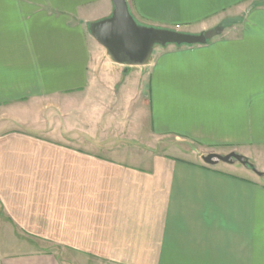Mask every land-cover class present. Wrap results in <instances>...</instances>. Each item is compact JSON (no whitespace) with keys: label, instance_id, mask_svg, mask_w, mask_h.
<instances>
[{"label":"crops","instance_id":"1","mask_svg":"<svg viewBox=\"0 0 264 264\" xmlns=\"http://www.w3.org/2000/svg\"><path fill=\"white\" fill-rule=\"evenodd\" d=\"M127 3L155 27L224 28L125 67L89 32L111 0H0V240L23 249L0 264H68L65 251L83 264H264V184L166 152L129 162L133 123L118 116L200 159L264 150V0ZM53 105L58 128L41 116Z\"/></svg>","mask_w":264,"mask_h":264},{"label":"water","instance_id":"2","mask_svg":"<svg viewBox=\"0 0 264 264\" xmlns=\"http://www.w3.org/2000/svg\"><path fill=\"white\" fill-rule=\"evenodd\" d=\"M112 13L105 18L89 23V32L105 50L106 56L115 64L125 67L147 65L152 59L156 45L165 46L204 44L207 40L221 34L223 25L193 34L170 28L139 24L129 10L127 0H111ZM207 164L239 161L250 167L258 175H264L242 154L231 151L227 154L208 152L201 156Z\"/></svg>","mask_w":264,"mask_h":264},{"label":"rangeland","instance_id":"3","mask_svg":"<svg viewBox=\"0 0 264 264\" xmlns=\"http://www.w3.org/2000/svg\"><path fill=\"white\" fill-rule=\"evenodd\" d=\"M138 22V21H137ZM139 24L142 25H147V26H153V25H149V24H145V23H140ZM160 46L156 45L154 47V49H158ZM153 49V50H154ZM124 71V70H123ZM111 88H112V93L115 95L116 97V93H117V86L113 83H111ZM116 90V91H115ZM99 96H102V94H99ZM101 98V97H100ZM104 97L103 99L101 98L102 101H104ZM88 104V103H87ZM94 104H91V106H93ZM96 110H98V108L96 107ZM46 111L48 112H52L54 114V118L57 119V121L55 120V122H53L54 127L58 128L59 124H61L63 122L59 111L56 110V106L53 105V107H50L49 109H43L42 112V117L45 118L46 116ZM128 108L125 110L124 112H121V115H118L120 118H122L124 121V124H131L133 123L132 128H134V130L129 129V133L128 135H130L127 137L126 141H127V146L126 149L124 150V152H122L121 154L125 155V159H127V161H134L136 160L138 157L137 155H141L143 153H147L149 151H155V152H166L169 155L172 156H176L179 158H183L189 161H193L196 162L198 160L203 161L202 159L198 158L197 156H194L195 154H192L190 152H186L184 150H188L190 147L184 144H180V145H175L173 142L175 141L173 138H162L161 140H159L158 142H156V140H154V138H152L150 135H148V131L147 129L144 127V122H145V126L146 121L144 119H134V116L132 114H128L127 113ZM47 112V113H48ZM93 112V111H92ZM22 114V112H20ZM4 114H1V117H3ZM56 115V116H55ZM97 117H99V121L98 124H100L101 119L103 117V114H97ZM143 118V117H142ZM8 120H10L11 122H13V118L12 117H8ZM132 119V120H130ZM83 124H86L87 122H81ZM130 125V126H131ZM82 126V124H81ZM129 126V127H130ZM148 127V126H147ZM126 141L123 140V143H126ZM122 142V141H121ZM208 152L204 151L202 152V155L206 154ZM242 155L246 156L249 160L250 163L257 165L258 169L261 171H264V150L262 149H256L253 152H248V151H242ZM107 155H112V152L106 151ZM137 154V155H135ZM144 154V155H145ZM227 154V153H225ZM241 154V153H240ZM144 155L142 157H144ZM204 162V161H203ZM205 163V162H204ZM207 164V163H205ZM209 166H213L219 170L222 171H226V172H230L232 174L241 176L243 178H247V179H254L257 180L260 184H264V175L263 176H258L254 170H252L250 167L243 165L242 163H240L239 161H235L233 164H227L225 162H218L217 164L211 165V164H207ZM37 245H39V247H42L44 249L47 250H53V251H58L57 247L47 244V243H37ZM22 246L16 244H12L11 242L9 243L8 241H2L0 240V252L2 253H10L12 251H18V250H23L21 249ZM62 255V259L67 262L68 264H83V262H81L80 259L73 257L70 252H60ZM88 264H97L95 262H90Z\"/></svg>","mask_w":264,"mask_h":264},{"label":"trees","instance_id":"4","mask_svg":"<svg viewBox=\"0 0 264 264\" xmlns=\"http://www.w3.org/2000/svg\"><path fill=\"white\" fill-rule=\"evenodd\" d=\"M208 166V165H207Z\"/></svg>","mask_w":264,"mask_h":264}]
</instances>
